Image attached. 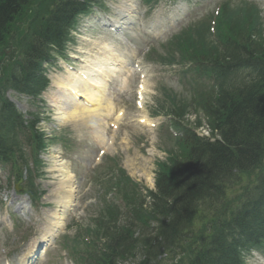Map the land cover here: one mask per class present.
Wrapping results in <instances>:
<instances>
[{"label": "rangeland", "instance_id": "obj_1", "mask_svg": "<svg viewBox=\"0 0 264 264\" xmlns=\"http://www.w3.org/2000/svg\"><path fill=\"white\" fill-rule=\"evenodd\" d=\"M110 1L112 3H118L117 0ZM191 1L196 2V0ZM218 1H221L223 5L217 13L216 7L214 8V6ZM134 2L136 4V10L133 13L134 22L132 28H135L136 22L146 24L149 16L154 14L155 11L160 12L161 9H163L165 16L173 15L176 24L172 26L173 20H168L165 38L152 43L150 42L152 47L144 55L143 64L147 67L145 86L148 89L144 94L145 104L142 109L135 105V90L138 79L134 77L130 67H127L126 70H121V72H117L115 74L117 77L111 78L109 82L105 81V77H101L100 82L106 88L105 95L99 97L95 106L85 107L86 111L96 107L95 109L101 114L105 113L103 118L107 119V121L100 122L98 116L94 118L91 115V118L81 117L78 121L59 124L51 119V107H47L46 114L49 122H51L49 124L51 129H49L48 135H51V131L55 130L54 133H57L56 137L58 141L50 145L48 150L45 151V156L47 157L46 165L49 168L51 167V158L54 154L57 155V153H54L55 151H59L62 160L72 163L71 169L76 175L77 192L76 202L68 217L69 220L66 221L67 228L64 227L58 237L50 240V244L53 241L55 242L50 246L51 248L47 254L41 256L37 264H62L60 250L63 247L61 245L66 243L73 245L77 241H82V238L84 239L86 249L92 252L101 235H103L102 240H99L98 243H104L107 238V233L102 227V223L107 221L110 213L112 219L121 222L120 217L113 212V208H108L106 205L113 199V192L109 191L103 194L106 192L105 187L96 186L92 183L94 172H92L90 177L86 173L92 163L96 149L105 143V138L102 139V142H99L94 137L99 136L105 128L108 130V121L114 116L115 110L121 105L125 107L124 116L118 121L120 129L114 136L113 143L104 155L103 160L105 157L117 160L120 166L125 169L124 176H129L132 180L141 183L145 188H153L156 173L165 167L170 158L182 155L180 153L183 151L174 129L171 131V128L166 124L167 117H176V122L181 126H192L198 122L202 125L201 128L204 129V133L211 134L212 136L210 126L205 118L206 116L200 108L201 102L199 103V100H197L210 95V88L206 85L191 82L187 78H180L181 75L178 73L179 67L169 65L176 62L177 55L179 57L181 56L180 52L190 56V51L198 55L199 53H204L207 49H212L209 42L212 44L218 42L216 40L218 38L221 39L228 32L235 31L237 34H240L244 28L252 34L264 35V0H205L200 5H196L188 0H156L154 2L134 0ZM158 2L159 4L154 9L148 10L146 8ZM243 5L246 7L242 8L238 14L237 7ZM33 7H35L34 12H36L38 5L34 3ZM40 7L41 5H39ZM111 11L113 10L109 12ZM34 12L29 7L26 9L25 14L17 20L18 23L14 28V37L16 39H11L10 41L12 46L20 47L22 45L28 29L32 25ZM212 14L214 15L212 26L216 27V34L214 33L215 35H213L210 32V36H208L207 33V41H205L203 47L198 48L196 43L188 41L177 42V44L170 42L172 35L174 34L175 36L176 33L185 27L193 25L192 30L196 26L206 30L210 24ZM232 24L234 25L232 26ZM135 32L136 30L126 31V38L140 52L146 49L145 46L148 38L142 35L139 37L141 39L137 40L138 37L129 35V33ZM87 34L92 39L98 40L113 36L108 31L101 32L100 34L88 31ZM81 36L85 35L82 34ZM80 39L81 42L74 41L68 46L70 48L69 50L74 52L79 47L78 44H84L83 39ZM115 40L117 45L125 49L126 45L117 39ZM11 45L10 48L13 49ZM192 46L195 48H192ZM13 50L17 51L18 49ZM124 53L126 52L124 51ZM116 54L120 57L125 56L119 50L116 51ZM179 57H177V60L180 59ZM84 70L88 71L87 67ZM64 72L65 69L61 68L56 61L48 66V76L52 82L60 79ZM54 92L53 82L44 93L43 98L50 103ZM106 96H110L112 101L106 99ZM19 104L23 111L28 110L27 100H21L19 98ZM139 119H145L146 124H140L138 122ZM158 122L162 124L156 127L147 126ZM43 126L48 125L45 122ZM212 132L213 136L217 137L216 134L218 132ZM55 179L52 178L51 173L50 175L47 174L39 180V185L41 184L42 189L49 191L53 188V183L57 181ZM19 198L23 197L12 193L7 203L10 211H14L17 216L21 213L25 216L23 218L25 220H22L23 222L20 223L21 232L25 231L26 228L32 231H36L38 228V232H41L42 227H47V220L49 218L47 213L50 209L46 210V208H42L34 211L30 208H21V205L17 204ZM45 203H48V201H42V204L45 205ZM54 206L52 205L53 211H55L53 209ZM210 213L209 215H214L213 212ZM56 220L57 217L52 222ZM8 224H10L8 221L3 222L0 218V253H12L21 250L22 247L24 250H28L27 242H24L18 235H15L16 231L11 226H8ZM85 235L89 236L90 241L85 239ZM33 239L34 237L30 238L28 242H32ZM87 242H90V245ZM126 244L122 248L123 252L120 256L119 264H137L142 257L141 243L136 245L135 242H127ZM261 256L264 258V252ZM26 263L27 261L24 262V264Z\"/></svg>", "mask_w": 264, "mask_h": 264}, {"label": "trees", "instance_id": "obj_2", "mask_svg": "<svg viewBox=\"0 0 264 264\" xmlns=\"http://www.w3.org/2000/svg\"><path fill=\"white\" fill-rule=\"evenodd\" d=\"M32 1L0 0V91L12 86L34 93L40 88L45 77L38 58L49 50L48 42H59L75 10L83 7L77 0L68 3L66 0H43L42 4L47 5L46 12L39 20L38 29L30 42L25 41L28 45L25 50L27 59L13 67L6 64L5 68L4 47L13 33L17 19L25 14ZM243 33L247 34V30H243ZM242 38L225 41L223 55L226 60L220 58L214 61L215 65L222 62L223 69L220 67L219 70L224 76V82L234 83L231 86L217 85L214 95L203 102L208 122L218 132L217 137L214 136L216 140L200 137L193 129L185 128L181 140L188 148L187 156L182 160H173L171 168L159 175L158 191L154 195V209L151 212L159 222V232L147 235L145 245L148 251L144 255L147 257L140 264H153V259L158 263L157 257L164 249L172 248V243L181 238L183 229L184 232L191 229L193 218L207 212L204 207H210L212 203L226 202L225 197L230 196L226 187L239 176L256 168L261 160L264 153V71L255 84L251 82L241 89L239 81L244 78L242 75L249 65L243 64L242 67L243 61H264V51L261 49L264 42L258 45L254 44L252 36L245 35ZM259 52L262 57L258 56ZM225 64L230 69H224ZM22 126V115L10 108L8 117L0 123V156H7L15 150L19 160L26 162L17 135L14 133L12 137L7 130L18 129L24 132ZM33 126L34 122L29 125L30 128ZM27 137L30 138L29 134ZM34 139L37 144L42 143L41 134L35 133ZM259 198L250 197L233 217L248 222L250 211ZM126 225L118 233L115 228L108 245L111 253L100 260V264H115L119 258L120 241H132L130 229ZM211 245L206 241L198 249L205 250Z\"/></svg>", "mask_w": 264, "mask_h": 264}, {"label": "bare ground", "instance_id": "obj_3", "mask_svg": "<svg viewBox=\"0 0 264 264\" xmlns=\"http://www.w3.org/2000/svg\"><path fill=\"white\" fill-rule=\"evenodd\" d=\"M118 10H119V14H121V16H122L123 21H126L131 16V13L127 10H124L121 13H120V9H118ZM116 23L118 24V21H116ZM102 45L104 46L105 49L109 50L110 52L114 51V50H111V46H110V43L108 41H103ZM96 48L97 47L90 48V50L88 51V54L90 55L93 64L87 63L85 65L93 66V68L91 69L92 73L89 71H86L88 75H94V76L96 75V76L100 77V74H108L109 73L110 62H109L108 54L104 53V56L106 57V60H105L101 56L103 52L101 51L100 52L101 54L96 53L95 52ZM117 70H118V67H115L113 69V72L114 73L118 72ZM94 81H95V83H97V85H100L98 78ZM72 88L74 89V92H73L74 94L77 91L81 92L82 93L81 98L83 97V99H86L87 101H90L91 103H93L94 106L96 105V101L99 99V96H96V94L94 92H92L95 90L89 88L87 86V84L83 81V79L78 74L76 75L74 72H71V75L67 76V83H66L65 89L68 90V89H72ZM84 91H86V92H84ZM72 98L73 97L69 93H65V95L62 94L57 98L56 103L58 104V106H57L58 110H63L64 106L66 105V102H71L72 107H73V109H71V110L68 109L69 112H64L63 115H61L62 119L65 118V119H71L73 121H78L81 119V117H85V116H90V117H91V115L103 116L97 109H95L96 107H93V109L89 110L88 113H85L83 111L78 110L77 107L79 106V104L71 101L70 99H72ZM107 106H108V104H107ZM81 109H82V107H81ZM82 110H84V109H82ZM55 166H56V170L58 172V176L62 182L59 183L58 187L61 189L58 190V192L56 193V197H55L54 201L57 204H60V205H63V207H66L69 205V202H70L68 199L72 200V188H73L72 175H71L68 164H66L65 162H60V161L56 160ZM68 187H70L69 188L70 191L67 190ZM53 215H58V213L55 211ZM56 221H59V218H57ZM50 235H53V232H50ZM220 238H222V237H220ZM218 242H219L218 240H215V243L213 245L214 248L221 250L225 256H230L231 253H229L227 250H225L224 245H222L221 243H218ZM211 251H212V247L205 250L204 251L205 253H201L196 259V264H210L205 259V256H206V254H209ZM34 252H35V249H33L31 251V253H29V255H28V257H30L29 259H32L34 257Z\"/></svg>", "mask_w": 264, "mask_h": 264}]
</instances>
